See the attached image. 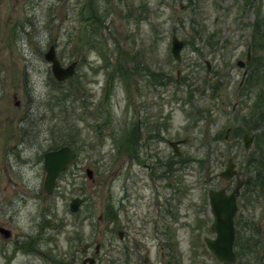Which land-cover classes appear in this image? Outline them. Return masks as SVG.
Wrapping results in <instances>:
<instances>
[{"label": "rangeland", "instance_id": "rangeland-1", "mask_svg": "<svg viewBox=\"0 0 264 264\" xmlns=\"http://www.w3.org/2000/svg\"><path fill=\"white\" fill-rule=\"evenodd\" d=\"M85 2L0 0V225L11 230L9 238L0 235V264H82L85 256L94 264H168L167 234L174 264H221L203 241L214 236L207 189L233 186L216 177L228 154L241 178L253 174L244 161L255 149L244 151L239 135L207 140L242 123L232 113L242 105L236 61L244 59L255 10L264 16V0L243 11L242 0ZM92 6L104 10L97 40L73 47L68 35L82 28L81 9L87 17ZM172 34L184 41L179 61L170 53ZM50 44L62 63L78 61L64 82L55 84L43 58ZM191 86L198 90L186 103ZM133 128L132 154L117 145ZM176 138H189L179 149L203 156L201 169L172 156L167 139ZM67 141L76 157L46 194L43 153ZM168 161L173 172L165 176ZM243 189L236 221L253 219L264 236V180L252 202L243 201ZM73 197L83 199L76 212Z\"/></svg>", "mask_w": 264, "mask_h": 264}, {"label": "water", "instance_id": "water-1", "mask_svg": "<svg viewBox=\"0 0 264 264\" xmlns=\"http://www.w3.org/2000/svg\"><path fill=\"white\" fill-rule=\"evenodd\" d=\"M244 2L248 3L249 0H244ZM182 45L183 42L173 35L171 52L177 59L180 57L179 51ZM44 58L51 63V71L59 80L70 76L74 71L76 62L73 61L65 67L61 66L56 57L53 45L49 46L44 53ZM251 139L252 137L247 133L244 134L243 140L246 148H248L251 143ZM176 143L177 142H171V145L175 146ZM73 157L74 151L68 146H62L58 149L47 151L43 155V165L46 170L44 189L47 193L52 191L56 176L61 170L66 168L67 164ZM233 166V161L229 158L226 167L219 172V175L225 178L231 177L234 173ZM87 173L90 176L91 171L87 169ZM241 183V180L237 179L236 186L229 194H226L224 189L209 190L208 192L210 211L213 214L211 227L215 231L216 236L214 238H205V243L207 248L219 261H222L223 264H230L235 260L233 252V242L235 237L233 216L237 210L235 199ZM80 201L79 198H73L70 202V209L75 211L78 208ZM0 232L4 237L9 236V231L3 227H0ZM86 261H88V264H92L94 260L93 258H86L83 260V262Z\"/></svg>", "mask_w": 264, "mask_h": 264}, {"label": "trees", "instance_id": "trees-1", "mask_svg": "<svg viewBox=\"0 0 264 264\" xmlns=\"http://www.w3.org/2000/svg\"><path fill=\"white\" fill-rule=\"evenodd\" d=\"M91 0H86V2H90ZM189 1V0H188ZM85 2V3H86ZM190 2V1H189ZM91 3V2H90ZM80 14H82V28L75 27V32L73 34L69 33L68 35V42L72 41V46L77 47L80 49H84L88 44L91 43L95 44L97 40L98 33L100 32V23L102 22V15H104V10L101 11L99 9L94 8L93 6L89 10V14L87 17H85V13L81 9ZM259 20H262L261 18ZM65 44L66 40L64 41ZM255 46L257 49L260 50V53L257 56V60L264 61V34H261L258 32L255 36ZM3 44H6L3 42ZM90 46H93L92 44ZM185 84L189 85V77L188 75H185L184 77ZM253 81V80H252ZM251 81V82H252ZM55 84L57 83L54 81ZM248 82V80H247ZM250 82V83H251ZM54 87H56L54 85ZM192 91L197 90L196 87L191 88ZM250 89L247 88V92H249ZM73 90L71 88V96ZM259 95L257 99H253L254 104L251 106V110L247 111L245 119L248 122V127L250 129H259L257 132V150L247 159V166L250 168H254L256 170H259V173H256L258 176V182L261 183L262 180H260L261 176L260 174L264 172V90L259 91ZM67 93V90L65 92ZM48 109H51V106L48 102ZM128 135V134H127ZM66 143H70L67 141ZM134 139L129 136V138L126 140L125 138L121 139V142L119 143L120 147H126L130 149L134 146ZM136 151V150H135ZM135 155V154H134ZM172 162H167V173L172 172L171 171ZM181 181L180 177L177 178V182ZM179 188V187H178ZM180 190V188H179ZM114 215V212L112 210H109V213L107 216ZM171 231V226L168 225L165 229V232ZM261 227L260 225H257L255 222H251V224H241L239 219L237 220V237L235 240V253L237 255V258H241L243 255H251L252 258H248L245 263H241V260L236 262V264H263L264 262V238L262 235ZM167 244L164 243V247L166 250V255L168 261H173L176 259L175 257V250L173 247V240L170 241L169 234H167ZM253 236H258V240H254ZM262 251V255L259 256L258 253ZM53 264H62V260L58 261L54 260Z\"/></svg>", "mask_w": 264, "mask_h": 264}, {"label": "flooded vegetation", "instance_id": "flooded-vegetation-1", "mask_svg": "<svg viewBox=\"0 0 264 264\" xmlns=\"http://www.w3.org/2000/svg\"><path fill=\"white\" fill-rule=\"evenodd\" d=\"M247 64L248 63H246L245 65H244V70H246V72H247V74H248V69H247ZM258 86H260V87H263L264 85H263V83H259V84H257ZM152 126V125H151Z\"/></svg>", "mask_w": 264, "mask_h": 264}]
</instances>
